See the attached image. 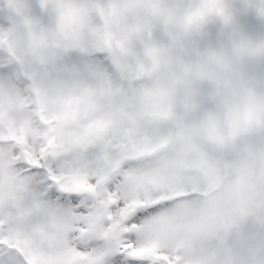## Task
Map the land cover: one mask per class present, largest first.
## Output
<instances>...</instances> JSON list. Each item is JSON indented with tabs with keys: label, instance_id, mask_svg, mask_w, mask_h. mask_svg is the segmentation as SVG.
<instances>
[{
	"label": "snow or ice",
	"instance_id": "snow-or-ice-1",
	"mask_svg": "<svg viewBox=\"0 0 264 264\" xmlns=\"http://www.w3.org/2000/svg\"><path fill=\"white\" fill-rule=\"evenodd\" d=\"M0 264H264V0H0Z\"/></svg>",
	"mask_w": 264,
	"mask_h": 264
}]
</instances>
